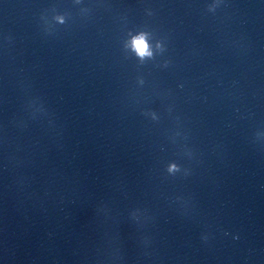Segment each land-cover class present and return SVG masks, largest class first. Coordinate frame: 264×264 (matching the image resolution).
<instances>
[{
    "label": "clouds",
    "instance_id": "clouds-1",
    "mask_svg": "<svg viewBox=\"0 0 264 264\" xmlns=\"http://www.w3.org/2000/svg\"><path fill=\"white\" fill-rule=\"evenodd\" d=\"M133 48L141 57L150 55L148 51V44L146 43L143 36L137 37L133 40Z\"/></svg>",
    "mask_w": 264,
    "mask_h": 264
}]
</instances>
